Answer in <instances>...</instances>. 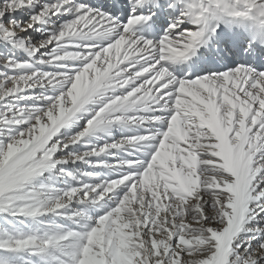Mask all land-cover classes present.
I'll list each match as a JSON object with an SVG mask.
<instances>
[{"label": "snow or ice", "instance_id": "1", "mask_svg": "<svg viewBox=\"0 0 264 264\" xmlns=\"http://www.w3.org/2000/svg\"><path fill=\"white\" fill-rule=\"evenodd\" d=\"M0 264H264V0H0Z\"/></svg>", "mask_w": 264, "mask_h": 264}]
</instances>
